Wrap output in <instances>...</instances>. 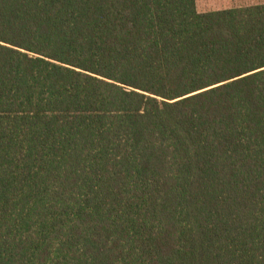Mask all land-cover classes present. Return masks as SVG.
Masks as SVG:
<instances>
[{"label":"trees","instance_id":"trees-1","mask_svg":"<svg viewBox=\"0 0 264 264\" xmlns=\"http://www.w3.org/2000/svg\"><path fill=\"white\" fill-rule=\"evenodd\" d=\"M0 264H264V3L0 0Z\"/></svg>","mask_w":264,"mask_h":264},{"label":"rangeland","instance_id":"rangeland-1","mask_svg":"<svg viewBox=\"0 0 264 264\" xmlns=\"http://www.w3.org/2000/svg\"><path fill=\"white\" fill-rule=\"evenodd\" d=\"M258 3L264 0H197V8L199 12H209Z\"/></svg>","mask_w":264,"mask_h":264}]
</instances>
